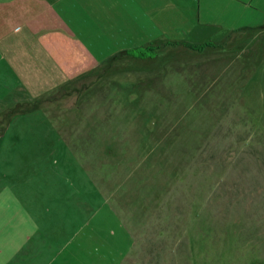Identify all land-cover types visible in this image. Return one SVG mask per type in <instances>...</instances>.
Segmentation results:
<instances>
[{
  "label": "rangeland",
  "instance_id": "1",
  "mask_svg": "<svg viewBox=\"0 0 264 264\" xmlns=\"http://www.w3.org/2000/svg\"><path fill=\"white\" fill-rule=\"evenodd\" d=\"M102 6L119 56L0 112V264H264V0Z\"/></svg>",
  "mask_w": 264,
  "mask_h": 264
},
{
  "label": "crops",
  "instance_id": "2",
  "mask_svg": "<svg viewBox=\"0 0 264 264\" xmlns=\"http://www.w3.org/2000/svg\"><path fill=\"white\" fill-rule=\"evenodd\" d=\"M96 4L98 10L92 11L82 0H0V112L29 103L119 56L117 44L100 29L102 0ZM19 119L15 115L10 121ZM33 121L23 126H48L46 119ZM17 254H24L23 247L18 246ZM35 254L39 264H66L63 252L43 259Z\"/></svg>",
  "mask_w": 264,
  "mask_h": 264
},
{
  "label": "trees",
  "instance_id": "3",
  "mask_svg": "<svg viewBox=\"0 0 264 264\" xmlns=\"http://www.w3.org/2000/svg\"><path fill=\"white\" fill-rule=\"evenodd\" d=\"M207 45V44H206ZM209 45V44H208ZM197 46V45H196ZM202 46H197L195 49L200 50ZM147 50V51H146ZM125 55L133 56V57H151L154 53L151 51V48L145 46L133 47L131 49H126L122 51ZM150 52V53H149Z\"/></svg>",
  "mask_w": 264,
  "mask_h": 264
}]
</instances>
